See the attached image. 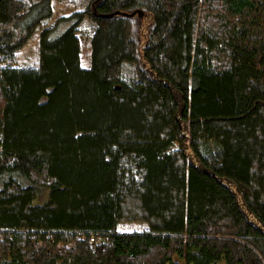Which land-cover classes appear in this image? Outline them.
Returning a JSON list of instances; mask_svg holds the SVG:
<instances>
[{"label": "trees", "instance_id": "obj_1", "mask_svg": "<svg viewBox=\"0 0 264 264\" xmlns=\"http://www.w3.org/2000/svg\"><path fill=\"white\" fill-rule=\"evenodd\" d=\"M59 1L0 0V264H264V0Z\"/></svg>", "mask_w": 264, "mask_h": 264}, {"label": "rangeland", "instance_id": "obj_2", "mask_svg": "<svg viewBox=\"0 0 264 264\" xmlns=\"http://www.w3.org/2000/svg\"><path fill=\"white\" fill-rule=\"evenodd\" d=\"M88 0H82L80 4V10L84 11L86 9ZM54 10L57 17L60 15H69L72 12L71 7H66L62 4H60L59 0H54ZM55 18L49 20V23H52L55 21ZM47 21H45L46 24ZM44 21L38 26L35 34L39 35L40 32L44 28ZM97 27V22L93 20L90 16H85L83 20L79 23L78 28L84 33L88 34L92 32ZM85 43V42H84ZM37 54H38V44L37 39L32 38L29 43L23 48V51L21 52V57L24 60L25 64H34L37 60ZM81 64L83 67H89L91 65V57L88 56V49L86 46H84L82 55H81ZM142 228V224L138 222H129L126 224L121 225L122 230L126 231H133V230H140Z\"/></svg>", "mask_w": 264, "mask_h": 264}, {"label": "water", "instance_id": "obj_3", "mask_svg": "<svg viewBox=\"0 0 264 264\" xmlns=\"http://www.w3.org/2000/svg\"><path fill=\"white\" fill-rule=\"evenodd\" d=\"M137 12L140 13V10H135L132 13L123 12V11H115V12H111V13H101L100 16H102V17H111V16H114L115 14L130 15V14H135Z\"/></svg>", "mask_w": 264, "mask_h": 264}, {"label": "built area", "instance_id": "obj_4", "mask_svg": "<svg viewBox=\"0 0 264 264\" xmlns=\"http://www.w3.org/2000/svg\"><path fill=\"white\" fill-rule=\"evenodd\" d=\"M49 236H51V234L49 233ZM103 239L100 236H96L94 234L91 235V241H97V242H101Z\"/></svg>", "mask_w": 264, "mask_h": 264}]
</instances>
